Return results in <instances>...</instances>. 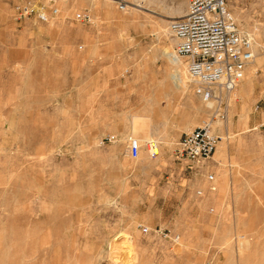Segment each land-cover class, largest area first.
Returning a JSON list of instances; mask_svg holds the SVG:
<instances>
[{
  "label": "rangeland",
  "instance_id": "obj_1",
  "mask_svg": "<svg viewBox=\"0 0 264 264\" xmlns=\"http://www.w3.org/2000/svg\"><path fill=\"white\" fill-rule=\"evenodd\" d=\"M31 2L60 13L18 19L15 6ZM125 2L0 0V264H264V0L232 3L258 71L202 168L178 158V142L212 105L188 77L175 91L160 55L176 48L161 26L188 0ZM109 134L117 141L101 144ZM130 137L143 144L137 159Z\"/></svg>",
  "mask_w": 264,
  "mask_h": 264
},
{
  "label": "built area",
  "instance_id": "obj_2",
  "mask_svg": "<svg viewBox=\"0 0 264 264\" xmlns=\"http://www.w3.org/2000/svg\"><path fill=\"white\" fill-rule=\"evenodd\" d=\"M234 0H188L185 15L170 22V30L176 39V53L183 58L193 85L195 95L206 104L211 103L213 112L200 125L181 136L178 142V158L186 165L202 168L217 150L223 137L215 128L217 121H226L232 101L236 100L247 69L255 58L254 39L243 31L233 12ZM126 10L125 0H117ZM18 19L35 17L49 22L60 13L58 6L48 7L43 3H19L14 8ZM76 18L82 22H93L89 11L78 12ZM264 127V119L260 124ZM117 136L109 134L101 144L114 143ZM129 154L139 158L143 144L139 139L128 140ZM144 147L151 158L158 157L161 143L156 138L147 140ZM208 190L215 191V174L206 175ZM199 190L198 194H203ZM145 233L156 234L174 242L180 235L166 230L143 227ZM203 264H215L207 261Z\"/></svg>",
  "mask_w": 264,
  "mask_h": 264
},
{
  "label": "bare ground",
  "instance_id": "obj_3",
  "mask_svg": "<svg viewBox=\"0 0 264 264\" xmlns=\"http://www.w3.org/2000/svg\"><path fill=\"white\" fill-rule=\"evenodd\" d=\"M151 1H154V0H135L136 5L139 7H143L144 5L147 6ZM173 10H174L175 14H178L180 16L185 15L186 3L180 2L175 7V9H173ZM136 15L134 16V18L136 17ZM168 24L166 23V24H164V26H161V27H163V28L165 27L163 30L164 33L171 34L172 32L170 30V24L169 25ZM167 25H168V28L166 27ZM244 32H246V31H244ZM247 34H249V33H247ZM172 35H173V33H172ZM249 35L251 36L252 34H249ZM252 38H253V36H252ZM174 39H175V37H174ZM160 53H161L160 54L161 58L163 59L164 63L166 64V71H165L166 72L165 73L166 79H169L171 81L173 89H175V91L181 92V93L185 92L187 89V81H185V79L187 77H188V79H190L188 76L187 65H186L185 60L177 55L176 49H174V48L172 50L169 49V47L164 48L160 51ZM255 56H257L256 49H255ZM185 67H186V71H185ZM248 71H249V76L247 78H245V85H241V87H240L241 92H244L245 90H251V87L253 84L252 82L254 80V79H252V77L258 71V65H257L256 61L255 62H254V60L252 61L251 65L247 69V72ZM240 91H239V93H240ZM224 122L225 121H217L215 124V128L216 127L220 128L223 124H225ZM186 127H187V125H186ZM222 128H223V126H222ZM216 130H217V128H216Z\"/></svg>",
  "mask_w": 264,
  "mask_h": 264
}]
</instances>
